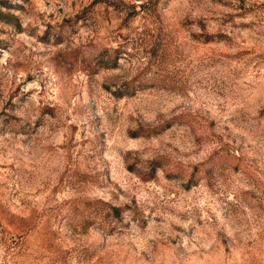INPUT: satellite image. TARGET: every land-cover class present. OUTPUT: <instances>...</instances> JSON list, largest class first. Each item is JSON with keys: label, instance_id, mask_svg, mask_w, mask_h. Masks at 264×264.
Returning <instances> with one entry per match:
<instances>
[{"label": "rangeland", "instance_id": "rangeland-1", "mask_svg": "<svg viewBox=\"0 0 264 264\" xmlns=\"http://www.w3.org/2000/svg\"><path fill=\"white\" fill-rule=\"evenodd\" d=\"M146 1L0 0V264H264V0Z\"/></svg>", "mask_w": 264, "mask_h": 264}, {"label": "trees", "instance_id": "trees-1", "mask_svg": "<svg viewBox=\"0 0 264 264\" xmlns=\"http://www.w3.org/2000/svg\"><path fill=\"white\" fill-rule=\"evenodd\" d=\"M151 1V0H150ZM149 0L144 2L142 6H145L146 4H148L150 2ZM118 210V209H117Z\"/></svg>", "mask_w": 264, "mask_h": 264}]
</instances>
